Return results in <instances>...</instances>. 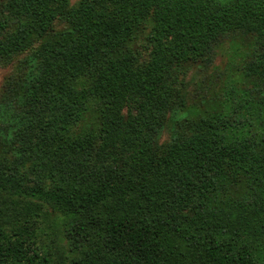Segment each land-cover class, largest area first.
<instances>
[{
  "label": "trees",
  "instance_id": "16d2710c",
  "mask_svg": "<svg viewBox=\"0 0 264 264\" xmlns=\"http://www.w3.org/2000/svg\"><path fill=\"white\" fill-rule=\"evenodd\" d=\"M60 17L0 110V264H264V0H0V62ZM224 43L244 65L158 144L178 66Z\"/></svg>",
  "mask_w": 264,
  "mask_h": 264
},
{
  "label": "rangeland",
  "instance_id": "374dc122",
  "mask_svg": "<svg viewBox=\"0 0 264 264\" xmlns=\"http://www.w3.org/2000/svg\"><path fill=\"white\" fill-rule=\"evenodd\" d=\"M80 0H67L68 8H74ZM110 10L113 12L114 8ZM126 14L132 22V33L126 42L123 51L132 56L135 65H144L151 56L153 48L150 42L149 32L152 27L151 17L139 16L133 13L132 8L126 10ZM116 16L122 17L119 13ZM71 26L64 18H57L52 23L47 33L36 40L24 51L15 52L5 62H0V110L7 96L8 89L24 73L36 71L39 63L37 55L41 44L45 40H52L58 36L70 32ZM38 56V57H37ZM244 60L239 53H232L228 43H224L217 50L210 63L194 62L178 66L176 88L178 97L173 100L167 113L165 124L157 136L158 144H165L172 140L179 131V124L185 116L192 112L193 108H202L204 99H209L217 94L226 76L231 70L239 69L244 65ZM232 72V71H231ZM240 70L235 73L238 76ZM202 102V103H201ZM100 106L92 105V119L99 122Z\"/></svg>",
  "mask_w": 264,
  "mask_h": 264
}]
</instances>
